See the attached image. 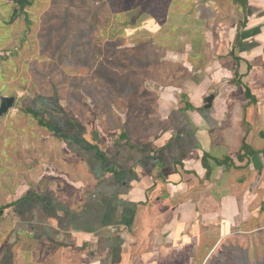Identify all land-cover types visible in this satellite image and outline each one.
I'll return each instance as SVG.
<instances>
[{
	"label": "crops",
	"instance_id": "obj_1",
	"mask_svg": "<svg viewBox=\"0 0 264 264\" xmlns=\"http://www.w3.org/2000/svg\"><path fill=\"white\" fill-rule=\"evenodd\" d=\"M130 3L160 126L83 97L31 152L3 131L0 264H264V0Z\"/></svg>",
	"mask_w": 264,
	"mask_h": 264
},
{
	"label": "rangeland",
	"instance_id": "obj_2",
	"mask_svg": "<svg viewBox=\"0 0 264 264\" xmlns=\"http://www.w3.org/2000/svg\"><path fill=\"white\" fill-rule=\"evenodd\" d=\"M100 1L0 0V98H15L11 113L0 118V148L7 140L3 131L16 136L26 128L30 152L40 141L38 118L25 109H36L46 122H52L59 108L82 116L83 97L90 99V122L100 118L99 111L118 107L124 124L137 133L148 125L152 130L160 126L153 118L156 97L143 83L152 71L135 64L155 63L161 56L148 51L117 54L131 44L128 33H119L129 25L120 15L132 0Z\"/></svg>",
	"mask_w": 264,
	"mask_h": 264
},
{
	"label": "trees",
	"instance_id": "obj_3",
	"mask_svg": "<svg viewBox=\"0 0 264 264\" xmlns=\"http://www.w3.org/2000/svg\"><path fill=\"white\" fill-rule=\"evenodd\" d=\"M36 109H33L32 107H29V108H27V109H25V112L26 113H28V114H32L35 118H38V122H39V125L40 126H43V127H46L47 129H49L50 131H53L59 138L61 137V134H58V132L56 131V130H54V128L55 127H53V125H54V123H55V125H56V122L57 123H59V121L58 120H55V119H52V122H46L43 118H42V116H41V114L38 112V111H35ZM62 110H61V108H59L58 109V112H61ZM63 123H60L59 124V126H61ZM73 124V123H72ZM73 125H75V124H73ZM76 127H80V126H76L75 125V127L74 128H76ZM81 128V127H80ZM81 130H83V129H81ZM81 141V140H80ZM83 143V141H81V144ZM91 148H93V147H91Z\"/></svg>",
	"mask_w": 264,
	"mask_h": 264
},
{
	"label": "water",
	"instance_id": "obj_4",
	"mask_svg": "<svg viewBox=\"0 0 264 264\" xmlns=\"http://www.w3.org/2000/svg\"><path fill=\"white\" fill-rule=\"evenodd\" d=\"M212 96H210L208 99L205 100V106L203 109H208L211 104ZM15 104V98L14 97H1L0 98V118L7 115L9 111L13 108Z\"/></svg>",
	"mask_w": 264,
	"mask_h": 264
}]
</instances>
